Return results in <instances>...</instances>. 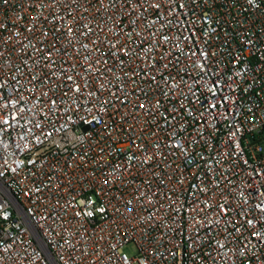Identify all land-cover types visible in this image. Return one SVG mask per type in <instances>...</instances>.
<instances>
[{
	"label": "built area",
	"instance_id": "obj_1",
	"mask_svg": "<svg viewBox=\"0 0 264 264\" xmlns=\"http://www.w3.org/2000/svg\"><path fill=\"white\" fill-rule=\"evenodd\" d=\"M0 264H264V0H0Z\"/></svg>",
	"mask_w": 264,
	"mask_h": 264
},
{
	"label": "rangeland",
	"instance_id": "obj_2",
	"mask_svg": "<svg viewBox=\"0 0 264 264\" xmlns=\"http://www.w3.org/2000/svg\"><path fill=\"white\" fill-rule=\"evenodd\" d=\"M126 253H128L131 256L136 255L137 251L136 248L133 245H129L125 248Z\"/></svg>",
	"mask_w": 264,
	"mask_h": 264
}]
</instances>
